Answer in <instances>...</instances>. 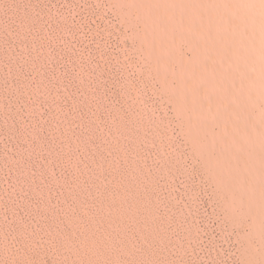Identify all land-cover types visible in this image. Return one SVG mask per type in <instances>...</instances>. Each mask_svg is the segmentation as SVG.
<instances>
[{"label": "rangeland", "instance_id": "1", "mask_svg": "<svg viewBox=\"0 0 264 264\" xmlns=\"http://www.w3.org/2000/svg\"><path fill=\"white\" fill-rule=\"evenodd\" d=\"M229 2L214 36L190 0H0V264H264V5Z\"/></svg>", "mask_w": 264, "mask_h": 264}, {"label": "bare ground", "instance_id": "2", "mask_svg": "<svg viewBox=\"0 0 264 264\" xmlns=\"http://www.w3.org/2000/svg\"><path fill=\"white\" fill-rule=\"evenodd\" d=\"M210 4H213L212 6H213V8L214 7H216L217 8V10H223V6H227V5H224L225 3H226V1L225 0H207ZM206 1V2H207ZM224 1H225V3H224ZM248 1H252L253 2V0H248ZM263 5H264V0H259ZM190 12L192 13V15L194 16V18H196V20L198 21V23L197 24H200L203 28H202V30H204V31H209L210 32V34H216L217 35V33H216V31H215V27H213L212 26V24H210L209 22H208V20H207V15H206V13L208 14V12L206 11V5L205 4H207V3H205V2H203L202 0H190ZM230 2L232 3H236V2H239V0H230ZM229 2V3H230ZM208 3V4H209ZM228 3V2H227ZM248 3V2H247ZM233 4V7L234 6H236V8H237V4H239V3H236L235 5ZM253 4H254V2H253ZM204 5V6H203ZM231 5V4H230ZM230 5H228L229 7H230ZM244 5V4H243ZM248 5V4H247ZM252 5V4H251ZM209 6V5H208ZM211 6V5H210ZM209 6V7H210ZM242 6V5H241ZM245 6V5H244ZM257 6V5H256ZM208 7V8H209ZM238 7H239V5H238ZM207 8V9H208ZM230 8H232V6L230 7ZM241 8V7H240ZM215 9V8H214ZM229 9V8H228ZM235 8H233V10H234ZM253 9V8H252ZM209 10H210V8H209ZM208 10V11H209ZM231 10V9H230ZM235 10H237V9H235ZM234 10V11H235ZM239 11H240V9H238ZM212 11H214L213 9H212ZM224 11H225V9H224ZM259 11H260V9H259ZM214 12H217V11H214ZM222 12V14H223V11H221ZM238 12V11H237ZM236 12V13H237ZM246 12V11H245ZM210 13H211V11H210ZM219 12H217V14H218ZM234 13V12H233ZM250 13V12H249ZM214 14V13H213ZM215 15V14H214ZM226 15V14H225ZM248 15V14H247ZM192 16V17H193ZM220 16V15H219ZM218 16V17H219ZM234 16V15H233ZM236 16H238V15H236ZM242 16H244V15H242ZM215 17V16H214ZM227 17V16H226ZM229 17H230V15H229ZM220 18V17H219ZM238 18V17H237ZM247 18V17H246ZM245 18V19H246ZM258 18V17H257ZM212 19H213V17H212ZM232 19V18H231ZM230 19V20H231ZM234 19V18H233ZM258 23H260V24H262V26H264V19L263 18H261V19H263L262 21H260V20H258V19H256V18H254ZM214 20V19H213ZM236 20V19H235ZM241 20V19H240ZM212 22V21H211ZM224 22H225V24L227 25V29L228 30H230L231 32H233V33H235L236 31H238L236 28L237 27H235V25H234V23L233 22H231V21H229L228 19H225L224 20ZM223 23V22H222ZM216 24V23H215ZM217 24H218V20H217ZM236 24V23H235ZM198 26V25H197ZM180 27L184 30V29H186L187 28V26L183 23V22H180ZM196 27V26H195ZM220 27H222V26H220ZM226 27V26H225ZM199 28V27H198ZM206 28V29H205ZM215 28V29H214ZM218 28V27H217ZM182 29H180V30H182ZM200 29V28H199ZM222 29V28H221ZM227 29H226V31H227ZM264 29V28H263ZM195 31V30H194ZM182 32V31H181ZM184 32V31H183ZM197 32V31H196ZM179 33H180V31H179ZM195 33V32H194ZM196 34V33H195ZM202 36L204 35L203 34V32H201L200 33ZM200 34L198 33V35L200 36ZM207 34V33H206ZM227 34V33H226ZM248 34V33H247ZM247 34H245L244 35V37H245V39H246V41L247 42H249L251 45H253V46H251V48L249 49V51L243 46V45H241L240 46V55H239V57H240V59L243 61V62H245L246 64H249V65H251V66H254V65H256V63L255 62H253V60H255L254 58H253V53L255 52V53H257V54H259V55H261V56H264V52H263V50L261 49V48H259L258 46H256V43H255V41H254V39H252V37L250 36V35H247ZM259 35V34H258ZM180 36V35H179ZM215 36V35H214ZM227 36V35H226ZM207 37V36H206ZM183 38H185V37H183ZM192 38V37H191ZM210 38V37H209ZM219 38V37H218ZM228 38H230V37H228ZM194 39H196V40H198L197 38H194ZM201 39V38H200ZM184 40V39H183ZM182 40V41H183ZM188 40V39H187ZM231 40H232V38H231ZM192 42L193 41H195V40H191ZM208 41V40H207ZM210 41V40H209ZM216 41H218V40H216ZM181 42V41H180ZM197 42V41H196ZM200 42H201V40H200ZM203 42V41H202ZM235 42V41H234ZM194 43V42H193ZM205 43H207V42H205ZM204 43V44H205ZM216 43V42H215ZM239 43V42H238ZM203 44V43H202ZM235 44H237V42L235 43ZM245 44H246V42H245ZM189 45V44H188ZM216 45H217V47L219 48V50L220 51H218L217 50V52L222 56V57H224L225 59H230L231 57H234L235 58V55L232 53V51L234 52V48H233V46H232V44L231 43H229V42H227V41H225V40H220V42H218V44L216 43ZM215 45V46H216ZM255 45V46H254ZM191 47H193V48H195L196 50H198L200 53H202L205 57L204 58H206L205 59V61H204V63L202 64V66H201V68L199 69L198 67H196V68H198V70H197V72H200V73H225V71L224 70H222V69H220L219 67H217V66H214L213 64H212V62L213 63H215L216 62V60H215V58L212 56V54L210 53V50H209V46L208 45H206L205 44V46H203L202 45V49H200V48H196L195 46H193L192 44L190 45ZM211 48V47H210ZM213 49V48H212ZM230 49H232V51H230ZM195 52V50L193 51V53ZM194 54H196V53H194ZM197 55H199V54H197ZM196 56V55H195ZM200 56V59H201V57H203V56H201V55H199ZM198 57V56H197ZM192 59H193V54H192V57H191ZM253 59V60H252ZM184 60V59H183ZM186 60H188V59H186ZM185 60V61H186ZM204 60V59H203ZM184 61V62H185ZM192 62L193 61H195V60H191ZM199 61V60H198ZM259 61V60H258ZM183 62V63H184ZM196 62H197V59H196ZM196 62H194L195 64H196ZM200 62H202V61H200ZM186 63H187V61H186ZM189 63H191V62H189ZM194 64V65H195ZM185 65V64H184ZM260 65V64H259ZM196 66H197V64H196ZM199 66V65H198ZM186 68H188V67H186ZM185 68V69H186ZM190 68H192V67H190ZM190 68H189V70H190ZM195 69V68H194ZM188 70V71H189ZM206 70V71H205ZM188 71H186V72H188ZM190 71H192V69L190 70ZM183 74V73H182ZM194 75V74H193ZM198 75V74H197ZM196 75V76H197ZM189 76V75H188ZM204 77H205V75H204ZM235 77V76H234ZM245 77V76H244ZM254 77V76H253ZM200 77H196V79L198 80ZM185 79V78H184ZM203 80V79H202ZM221 80V79H220ZM184 81V80H183ZM206 81H209V80H206ZM203 82V81H202ZM246 82V81H245ZM184 83V82H183ZM199 83H201V81L200 82H198V84ZM191 83H189V85H190ZM184 85V84H183ZM201 85H203V83L201 84ZM204 86V85H203ZM194 88H195V86H194ZM205 88V87H204ZM189 91V90H188ZM247 91V90H246ZM249 91V90H248ZM186 93H187V90H186ZM208 93V92H207ZM194 94H195V92H194ZM193 95V94H192ZM207 95V94H206ZM188 96V95H187ZM193 96H195V95H193ZM224 96H225V94H224ZM195 100V99H194ZM191 101V100H190ZM243 102V101H242ZM242 102H240L239 101V103L238 102H234L236 105L234 106L235 107V110L236 111H238V112H240V113H242V114H248V110H247V108L245 107V105L244 104H242ZM194 103V102H193ZM198 104V103H197ZM202 105V104H201ZM261 105H263V104H261ZM198 106V105H197ZM264 106V105H263ZM195 107V109L197 108L196 106H194ZM193 107V108H194ZM249 107V106H248ZM233 109V108H232ZM216 110V109H215ZM256 111V110H255ZM198 112V111H197ZM199 115H200V113H199ZM204 116V115H203ZM252 123V122H251ZM256 123V122H255ZM264 127V126H263ZM257 130V129H256ZM263 130V129H262ZM257 131H259V129L257 130ZM242 132V131H241ZM232 137V136H231ZM221 149V148H220ZM222 150V149H221ZM213 151V150H212ZM211 151V152H212ZM217 154V153H216ZM215 154V155H216ZM232 154H235V153H232ZM241 154V153H240ZM239 154V155H240ZM230 156V155H229ZM235 156V155H234ZM236 156H238L237 154H236ZM243 156V155H242ZM244 157V156H243ZM245 158V157H244ZM239 159V158H238ZM240 159H241V157H240ZM239 159V160H240ZM258 159V158H257ZM229 160V159H228ZM232 160V159H231ZM235 160V159H234ZM245 160V159H244ZM236 161V160H235ZM242 161V160H241ZM233 162V161H232ZM232 162H231V164H232ZM244 162V161H243ZM261 162V161H260ZM224 163V162H223ZM227 163H229V162H227ZM262 163V162H261ZM260 165H262V164H260ZM263 165H264V163H263ZM225 166V165H224ZM236 166V165H235ZM234 166V167H235ZM237 167V166H236ZM243 180V179H242ZM229 183V182H228ZM231 183V182H230ZM229 183V184H230ZM241 183H243V182H241ZM232 185V184H231ZM244 185V184H243Z\"/></svg>", "mask_w": 264, "mask_h": 264}]
</instances>
